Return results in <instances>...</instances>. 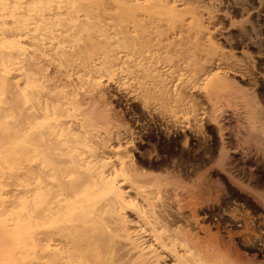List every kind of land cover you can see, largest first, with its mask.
<instances>
[{
	"label": "bare ground",
	"instance_id": "obj_1",
	"mask_svg": "<svg viewBox=\"0 0 264 264\" xmlns=\"http://www.w3.org/2000/svg\"><path fill=\"white\" fill-rule=\"evenodd\" d=\"M210 8L0 0V264H244L228 238L201 235L199 200L218 183L136 168L109 107L131 88L176 113L204 85L215 117L222 98L244 99L247 137L264 145V111L227 77L239 63L213 44Z\"/></svg>",
	"mask_w": 264,
	"mask_h": 264
},
{
	"label": "rangeland",
	"instance_id": "obj_2",
	"mask_svg": "<svg viewBox=\"0 0 264 264\" xmlns=\"http://www.w3.org/2000/svg\"><path fill=\"white\" fill-rule=\"evenodd\" d=\"M204 2L213 10L208 22L213 44L239 63L222 66L227 77L253 96L264 111V0ZM217 70L223 72V68ZM125 89L110 92L109 107L121 123L117 134L124 136L116 139L121 138L129 150L132 164L146 172L174 174L187 182L207 174L218 184L199 200V221L207 227L201 235L207 238L206 231H210L211 236L222 237L221 241L228 238L244 264H264V145L247 137L244 99L228 103L222 98L219 106L226 110L215 117L213 102L202 85L189 93L184 110L171 114L160 108L161 113H156L160 104L151 103L146 109L147 100L131 88ZM223 152L231 156L226 169L219 164ZM173 204L177 210L175 201ZM185 213L184 224L197 231L189 221L190 212Z\"/></svg>",
	"mask_w": 264,
	"mask_h": 264
}]
</instances>
